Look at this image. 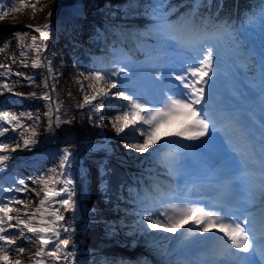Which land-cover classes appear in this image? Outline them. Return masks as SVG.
<instances>
[{"label": "snow or ice", "instance_id": "snow-or-ice-1", "mask_svg": "<svg viewBox=\"0 0 264 264\" xmlns=\"http://www.w3.org/2000/svg\"><path fill=\"white\" fill-rule=\"evenodd\" d=\"M40 3L41 0H0V21L25 12L34 19L37 12L44 10L37 7ZM223 7L220 0H128L120 9L123 16L147 26L121 29L120 35L133 47L127 52L114 48L107 67L94 65V70L79 72L83 79L76 77L74 81L82 101L76 108L87 107L89 122L103 127L102 116L110 107L107 101L111 94L118 103L109 123L116 136L125 141L124 148L137 154L147 153L145 160L159 163L174 178L183 175L181 160L185 156L212 161L211 178L206 183L185 182L182 187L169 186L167 192L157 185L156 195L137 197L140 206L135 214L139 219L131 225L123 221L108 223L106 228L112 235L117 234V229L128 228L127 235L137 238L139 234L145 243L161 248L162 240H175V234L183 229L180 247L187 251L210 249L208 258L198 264H264V121L258 128L254 123L244 125L234 118H224L213 104L223 65L222 38L233 35L228 21L219 19ZM106 9V14L111 15V6ZM51 15L49 12L42 24L25 25L27 31L0 37V54L7 53L12 39L17 42L19 57L11 55L12 63L19 59L22 68L29 67L31 54L32 69H47L48 75L42 81L46 91L26 94L47 102L42 114L47 133H54L75 119H62L61 105L59 101L54 103L50 95L56 85L49 81H55L56 75L51 60L42 53L47 51L51 39ZM259 15L264 19V3ZM136 52L145 56L143 62L132 58ZM231 52L233 62L243 66L246 57L235 43ZM0 69V95H25L13 92L14 85L8 82L11 75L38 87L34 76L13 73L11 64H0ZM250 87L257 85L252 82ZM258 87L264 96V64ZM25 120L32 123L26 124ZM40 120L39 109L16 114L0 107V173L6 171L14 153L37 143ZM173 123L178 124V131L157 136L162 125ZM10 132L19 137L15 143L14 138H7ZM89 151L107 154L111 149L100 143L90 145ZM75 159L71 146L60 149L57 167L32 180L33 185L41 186L40 191L29 189L22 177L0 176V264H23L24 245L28 243L38 245L27 257L29 264H77L74 223L79 213L89 209L82 207L76 181L68 172ZM98 171V187L107 198L110 187L105 179L109 175L106 161L100 163ZM27 193H42L43 198L38 204H28L21 198ZM82 198L87 199V193ZM254 206L259 207L258 212L252 211ZM66 213L72 214L71 223L66 220ZM12 252L17 255L13 257Z\"/></svg>", "mask_w": 264, "mask_h": 264}, {"label": "rangeland", "instance_id": "rangeland-1", "mask_svg": "<svg viewBox=\"0 0 264 264\" xmlns=\"http://www.w3.org/2000/svg\"><path fill=\"white\" fill-rule=\"evenodd\" d=\"M57 1H61V0H41V3L37 5L38 8L43 7V11L41 12H37L35 18H30L31 17V13L30 12H25L24 14H16L14 15L15 18H6L3 21H0V37H11L12 33L15 31H27L28 29H26L24 26L28 25V24H34L38 21H40L41 19H43V15L45 13V9L52 5L53 3H56ZM126 2H128V0H125ZM31 2H35V0H31ZM95 2V1H94ZM91 0H86L83 4V13L81 14V16L78 15V13L74 12L76 17H73L74 20H76V23L71 24L70 21L65 20L62 15L61 17H59L57 19V23L55 25V27L51 30V41L54 45L57 46L58 50L61 51V53L64 55L65 58V63L68 67L69 70V75H71L72 78H76L79 77V72L81 71H90V70H94V65L98 67V65L96 64H101L105 67H107L109 65V62L111 60L112 57V50L115 48L111 45H106L107 49L104 50L103 48H100L97 46V48H93V45L89 42V37H93V33H90V30H88V26H84L82 24L83 19H82V15L84 17V23L88 22V20L91 19H95L98 21H102L104 20L105 24L108 26H110L111 29H113V35L115 36L116 39L118 40H123L124 38L123 36L120 35V30L124 29L125 31H127L129 28L132 29H136V28H144L147 25L146 24H138L135 22H131L128 19H126L122 13H120V9L124 6H126L125 4L121 3L120 5L118 4H114L113 1L112 3L108 0H100V2L98 4L94 3ZM46 5V7H45ZM110 5L111 6V15H107L105 12H107L108 10L106 9V6ZM235 8V7H234ZM98 10V11H102L104 15H106V19L101 18L102 20L97 19V16H90L89 14H93L94 10ZM215 10V9H214ZM248 10V9H247ZM183 11V9H182ZM235 12V9L233 11V13ZM246 9H243L242 13H245ZM102 14V15H103ZM101 15V14H100ZM223 14L219 15L222 16ZM114 17L116 16L117 18H115L116 20L111 19L110 17ZM110 18V19H109ZM230 18L228 21L231 22ZM23 24L22 26L19 24ZM103 22V21H102ZM78 24V26L76 25ZM102 24V23H101ZM6 25V26H5ZM64 26V27H63ZM79 27V28H78ZM83 30V31H82ZM78 32L79 35H76L71 33V32ZM89 31V32H88ZM103 33V31H101ZM78 37L80 40L85 41L87 44L84 45V47L86 48H81L82 52L84 51V53L86 54V58L85 60H83V58H77L75 59L73 54L76 50V48H80L78 46V41L75 40V37ZM119 36V37H118ZM121 36V37H120ZM74 37V38H73ZM122 38V39H121ZM11 41L16 42L15 39H12ZM17 43V42H16ZM149 43H154V41H149ZM68 46V48L66 47ZM133 47V46H132ZM130 47V49L132 48ZM232 44L231 41L229 39L228 36H224L222 38V55H223V65L221 67V73L220 76L218 78V80L216 81V88H215V92L213 95V104L214 107L219 111V113L226 119H230V118H234L238 121H241V119H243L242 115H241V110L240 105L242 104H247L250 105L251 103H255V108H253V111L259 114V118L261 119V122L264 121V99H261L259 96H257V94H255L254 92H251L250 94L248 93V90L244 91V99L243 100H239L238 99H234L231 97V94H234V91L232 89H238L241 85H243V81L241 79V77L238 75L239 73V66L232 62L229 57L232 54L231 49H232ZM76 53V52H75ZM73 54V55H72ZM111 55V56H110ZM95 57V58H94ZM132 58L136 61L139 62H143L145 60V56L143 54H139L138 52L134 53L132 55ZM93 59H97L98 62H92ZM0 64H2V62L0 61ZM8 64H13L12 61H8L5 65ZM81 65L82 69L80 67L77 66ZM2 70V69H0ZM13 70V69H12ZM17 72L15 69L13 70V73ZM22 73H26V71H19ZM230 74H236V76L234 77H229ZM16 77V75H11L10 77ZM18 77V76H17ZM80 79H83L82 77H79ZM0 81H3V78L0 79ZM19 81V80H18ZM251 90V89H249ZM115 91V90H113ZM13 92H18V93H25L24 96H16L13 95L12 93L9 92H4L2 95H0V97H2V99L5 100V107L11 109L12 111H14L16 114H19L21 112H36L37 109L40 110V113L42 115V108H41V104L40 101L37 99H32L29 98L26 94L30 93L29 91L24 92L21 91V89L19 88H14L13 87ZM225 92L228 93V95H225ZM91 94V93H89ZM80 100L82 101V96L80 97ZM107 103L110 105V107L106 108L104 113H103V121H104V125L103 127H94L92 125V123L89 122L87 115H88V108H86L83 111L82 114V125L88 127V131L91 132L93 135H95L97 137V142L101 141L99 140V136L103 131H106L108 133V136L106 138V142H100V143H104L106 144L111 151L107 154H105L102 151H97V153H101L100 155L102 156V159L100 160V162L97 164V170L95 173L96 176V181H94L93 185L95 188V197L97 198L99 204L101 205V207L107 208V213L105 215L106 220H104V225L102 226V232L104 235H106V243H110V242H116L118 244H124V245H129V246H137V245H142L144 247H146V252L141 253L138 256L135 257H131V258H126V259H119L118 262H116L115 264H128V261L126 260H130V261H135L137 264H139V259L143 258L144 256H148L150 259H152V261H156L159 262L160 258H165L167 260H172L174 259L176 256V254L174 255H170V252L168 251V249H165L164 247L162 248H155L152 246L151 243H145L144 240L145 239H141L138 237L134 238L132 235H127L126 233L129 232L128 228H125L123 230L117 229V234L112 235L106 228V225L108 223L111 222H118V221H123L125 224L127 225H131L135 220L138 219V216L135 214L137 209H134L131 205V195L129 194L130 189H132L134 187V185H130V187H127V189H122L121 190V194L120 196H122V199L120 200V202H114V204L109 205L110 203L108 201H104L101 198V191L99 190V183H100V176H99V171L98 168L100 166V163L102 161H105L106 159L108 160H112L114 162H116L119 166H121L124 171L127 173V176L129 177V179L133 182V184L136 185V187H138L139 181L141 179L144 178V173L140 174L138 167L140 165H143L144 168L149 169V176L154 177L157 175L158 172H161L162 170L165 171V174H167V170L160 165L159 163H154L151 161H147L144 158H140L138 161H135L134 159H132V157L130 156L129 152L130 150L125 149L124 148V143L125 141L121 140L120 137L116 136V133L114 131V129L112 128L111 124L109 123V121L115 116L117 109L115 108V104L118 103L114 97H112L111 94H109V98ZM100 117H95L94 119H99ZM245 118V116H244ZM41 121V120H40ZM246 117L241 123L243 124H249L251 122V124H253L252 121ZM24 123L26 124H31L32 121L29 120H25ZM40 124V122H39ZM166 125H172L174 132L179 130V126L178 124H165L162 125L161 127H165ZM260 123L258 124L259 127ZM256 126V124H255ZM160 127V128H161ZM39 129V128H38ZM16 134L15 133H8L7 134V138H14L13 142L15 143V141H17L18 139L16 138ZM22 143V141H21ZM161 147V146H160ZM54 153H48L47 155H44V153L42 152H34V153H22V151H17L16 153L13 154L14 159H11L7 162V169L9 167H11V169L15 166L14 165V160L18 161V160H22L24 161V163L22 164V166L19 168L17 167V171L16 174H13L11 172H3L0 174V176H4V177H8V176H17V177H22L25 179L26 183L29 186V189H33L35 188L36 191H38L41 186L40 185H33L32 184V180L34 178L37 177V173L36 170L33 168H30L27 163H26V159L27 158H39V156L44 157V156H50L52 157V159H49L48 162V168H55L56 163L58 161L57 155L55 154V151H53ZM23 154V155H21ZM125 162V163H124ZM209 162H211V160H208L207 158H205V160H200V159H195L191 156H185L182 160H181V164L183 165L184 168V173L182 176L180 177H172L170 175H168L170 177V181L168 183H166V187L169 188V186L172 187H176L177 184H179L181 187L183 186V184L187 181V180H192L191 179V174H193V167L195 164H197L199 167L200 166H204V165H208ZM74 165L76 163H73ZM73 165V171H72V177L73 179L76 181V185H78V199L81 200V203L83 205V198H82V194L84 193V175L82 173V171L80 170L79 166V170H77L76 168H74ZM129 166V167H128ZM37 169V168H36ZM131 170H137V171H131ZM79 180V183H78ZM164 180V179H163ZM81 182V183H80ZM156 182H162V181H156ZM165 184V182H163ZM5 186H7V183L5 184ZM124 191V192H123ZM34 193H27V194H23L21 196V198L25 199V202L28 201V199L30 197H32ZM18 207H20L18 205ZM81 216V215H80ZM79 216V217H80ZM82 217H84V215H82ZM183 231V229H181L180 231H178L175 234L176 239H178V242L180 243V240L182 239L181 237V232ZM169 235H171V237L173 236V234L168 233ZM163 244L161 243V246ZM25 248L27 249L29 247L28 244L24 245ZM181 251L186 252L187 250L181 248ZM148 252H154L156 253L157 256H159L158 258H156V260H153V258H151V256L148 255ZM197 252V251H196ZM210 254V249L208 248H202L201 250H199V255H196L195 258V262L198 264L199 261L204 260L206 258H208ZM11 255L13 257H15L17 255V253L12 252ZM179 257V256H178ZM188 261H190L188 258H186ZM191 259V258H190ZM132 264V263H130ZM147 264V263H146ZM164 264V263H163ZM188 264H191L188 262Z\"/></svg>", "mask_w": 264, "mask_h": 264}, {"label": "bare ground", "instance_id": "bare-ground-1", "mask_svg": "<svg viewBox=\"0 0 264 264\" xmlns=\"http://www.w3.org/2000/svg\"><path fill=\"white\" fill-rule=\"evenodd\" d=\"M85 1L86 0L57 1L56 3H53L52 5L48 6L45 9L43 19L32 25H39L44 23L46 21V17L48 16L49 12L52 13L50 20L48 21L50 24H53V22L55 23V21L60 17L62 12H64V10L66 9H69L73 14L74 12L75 13L77 12L78 15L81 16V14L84 12L83 11L84 9L82 7ZM91 1L93 2L95 1L94 3L96 4L100 2V0H91ZM108 1H110L111 3L113 1L114 4H118V5H120L121 3L125 5L127 4L125 0H108ZM235 13H237V9ZM250 13L251 11H249V14ZM104 14L97 16L98 17L97 19L99 18L100 20H102L101 18L106 19V15ZM82 19L84 24V20L86 19H84L83 15H82ZM23 24L25 23L22 22V24L19 25L22 26ZM108 28H110V26H108V24L106 25L105 22L103 23L102 27H99V34L101 36V40L103 44L111 45L115 47V49H123L125 52H127L130 49V47L133 46L132 43L129 41L123 42V40L116 39L115 36L112 34L113 29L111 31V29L108 30ZM234 28L235 27L233 26L231 27L232 30H234ZM101 31H103V33ZM28 42H30V37L28 38ZM16 44H17L16 42L11 41L7 53L0 54V61L2 62V64H6L8 61H10L11 59L9 57L13 54L19 57L20 49L16 46ZM47 44H48V49L46 52L42 53V56L47 57L48 59L51 60L53 70L56 75L55 81H51V80L49 81L50 84L55 83L56 85V90L50 92L52 101L54 103L59 101L61 105L60 115L62 119H68L70 117H75V119L73 120L72 124L62 125L61 128L56 129L54 133H47L45 131L46 118L43 117V115H41V121L38 129L39 135L36 137L37 143L32 145L29 149H19V151H22V153L42 152L44 154H48L51 153V151H55V154L59 155L60 149L71 146L73 155L76 158L75 159L76 164L75 165L73 164L74 168H76L77 170H79L80 168L85 179L83 192L87 193L88 198L83 199L82 207H86L87 209H89V211L87 212L79 213L78 218L75 220L74 223V227L77 229V234L74 238L76 241L75 259L77 261V264H115L116 262H118L119 259L122 260V259H126V258L128 259L131 257L138 256L141 253L146 252L147 250L146 247L142 245L129 246V245H124L123 243L118 244L116 242L106 243L105 241L106 235H104L102 232V226L104 225V220H106L105 215L107 213L106 210L107 208L103 209L99 204L97 198L95 197V188L93 185L94 184L93 182L96 181L97 179L94 172H96L97 164L100 162L103 155L101 156L100 155L101 153L99 154L97 153V151H89V146L92 144H100V142L102 141L106 142V138L109 136L106 131H103L99 136L100 138L99 140L101 141L97 142L96 141L97 137L88 131V127L83 126L81 124L83 120L82 118L83 111L87 107L84 109H77L76 104L78 102H81L80 97L82 96V93L78 91V86L75 84L74 78H72L71 75H69V70L65 63L64 55L61 53L60 50H58L57 46L52 43L51 39L47 42ZM139 54L141 55L142 53ZM33 58H34L33 55L30 54L27 61L29 67L22 68L19 59H17L16 63L11 64V67L13 70L15 69L16 71H26L25 75L27 76H34L35 83L36 85H38V87L29 86L28 82L23 77H17V76L9 77L8 82L13 84L14 88L21 89V91L24 92L35 91L39 94L46 91V89L43 88L42 81L45 79L48 73L46 68L32 69L30 63ZM92 62H98V61L97 59H93ZM96 65L101 66V64L100 65L96 64ZM69 92L72 93L71 97L68 96ZM37 100L40 101L42 114H43V112L47 108V102H45L42 99H37ZM16 138L19 140L18 136ZM23 163L24 161L22 160H18V161L14 160L15 166L12 168L13 171H11V173L16 174V172L14 171H17L16 170L17 167L20 168ZM57 164L58 161L55 167H57ZM211 164L212 161L209 162L208 165L199 167L197 164H195L194 166H192L193 167V174H191L192 182H197V183L208 182L209 179L211 178V174L209 171V169L211 168ZM73 165L68 169V172H70L71 174L73 171ZM138 170L140 171L139 172L140 174L144 173L145 175H150L149 169L144 168L143 165H140L138 167ZM131 171L134 172L137 170H131ZM146 181L148 182L149 187L151 189H155V187L159 185L162 191L167 192L169 190V188H167L163 182H156V180H146ZM150 188L149 189L147 188V191H145L146 195H156V192L151 191ZM40 189L38 191H40ZM42 198H43L42 193L40 196L33 194L32 197H30L26 203L35 205L38 204L39 200ZM92 209H94V211H91ZM252 211L258 212L259 207L254 206ZM65 215H66V220L69 223H71L72 214L66 213ZM82 215H84V217H82ZM28 245L29 247L26 249L25 253L23 254V256L25 257L23 264H29L27 257L31 253L35 252L38 247L36 243H28ZM69 250H72L71 246ZM148 255L151 256L149 253ZM187 255L190 256V258H192L193 260H196L195 256L199 255V251L197 252L187 251ZM148 258H149L148 256H144L143 258L139 259V262L146 261L147 263ZM126 261H128V264L130 263L137 264L135 261H130V260H126ZM167 263H171V262H167ZM175 263L188 264L187 261H183L177 258L175 259Z\"/></svg>", "mask_w": 264, "mask_h": 264}, {"label": "trees", "instance_id": "trees-1", "mask_svg": "<svg viewBox=\"0 0 264 264\" xmlns=\"http://www.w3.org/2000/svg\"><path fill=\"white\" fill-rule=\"evenodd\" d=\"M173 3H179V0H172ZM220 2L223 4V11L221 13L223 14L219 19L222 20H229L231 19V22H229V25L232 27H235L236 31L232 32V37L230 39L231 44L235 43L236 46L239 47L240 52L243 54V57H246L244 65L239 66V73L238 75L241 77L243 81V85H241L238 89H232L234 91V94H231L232 98L238 99V101L243 100L244 98V90L246 89H251L254 91L257 96H259L261 99H264V96L261 95L260 93V88L258 85L261 82V73H262V64H264V19L260 18V5L264 3V0H220ZM234 7L237 8V13H233ZM215 9V3L213 5V11ZM243 9H248L245 13L241 14ZM182 11V9H181ZM249 11L251 13L249 14ZM122 13L121 11H119ZM253 13H255V17H253ZM19 13H15L12 15H16ZM100 14H103V12L94 10L93 14H89L90 16H99ZM62 17L65 20H68L71 22V24L76 23L75 20L73 19V16L68 10H64L62 12ZM60 15V17H61ZM114 19L117 18L116 16L113 17ZM91 19L88 20L87 23H84V26H88L87 28H90L91 26H100L102 27V24L100 21ZM251 21V22H250ZM92 22V23H91ZM97 22V23H96ZM94 24V25H93ZM101 24V25H100ZM139 24V23H138ZM78 26V24H76ZM140 25V24H139ZM73 35H79L78 32H71ZM89 42L93 45V48H97L99 41L96 39H93L92 37H89ZM68 48V46H66ZM76 53L74 52L73 54L75 59L77 58H83L85 60L86 54L84 51L82 52L81 47L78 49H75ZM72 54V55H73ZM229 59L233 62L234 57L232 54L230 55ZM82 69L81 65H78ZM83 70V69H82ZM236 74H230L229 77H234ZM235 78V77H234ZM254 82L257 87L253 88L250 87V84ZM5 100L0 97V107H5ZM241 109L244 110L246 113L252 112L250 109H246L244 107H241ZM251 116L253 117L254 121L256 124L261 123V119L258 117V115L255 113H251ZM95 118V117H94ZM174 131L172 125H166L165 127H161L159 131L157 132V136H163L166 135L167 133H172ZM163 143V142H161ZM154 147L160 148V145H155ZM130 156L132 159L135 161H138L140 158L147 157L148 154H137L132 151L129 152ZM50 158H38V159H27L26 163L28 164L29 167L33 168L36 170V175H42L45 173H48L49 162ZM106 166L109 169V175L105 177L109 181V187H110V192L108 197L106 198L104 194L101 192V198L104 201H108L112 205L114 202H120L121 199H117V196H120L121 190L122 189H127V187H130V185H134L133 189H130L129 194L131 195L132 201L131 205L134 209H138L139 201L137 200V197H140L143 199L146 195L145 190L142 187H136L135 184L129 179L127 176L126 172L124 169L119 166L116 162L112 160L106 159ZM37 168V169H36ZM7 172L13 171L11 167L6 169ZM160 173L164 178H167L168 180L170 177L165 174V171L158 172ZM1 174V173H0ZM79 183V180H78ZM81 183V182H80ZM144 186L147 187L148 189L149 184L145 180L144 181ZM78 185H77V191H78ZM151 191L155 192L154 189H151ZM124 192V191H123ZM147 203H151L147 201ZM139 219V216H138ZM137 219V220H138ZM139 238L145 239L143 236H140L137 234ZM163 236L166 237H171L168 233H163ZM162 245V248L164 247L165 249H168L170 253L176 252L178 249H181L180 243L178 242V239L175 240H162L160 244ZM147 264H163L161 262H156L152 261V259L148 258ZM168 264H177V263H168Z\"/></svg>", "mask_w": 264, "mask_h": 264}]
</instances>
